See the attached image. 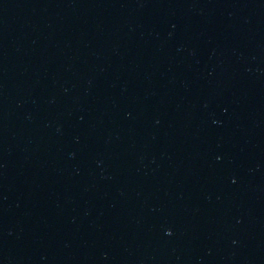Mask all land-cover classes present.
Returning a JSON list of instances; mask_svg holds the SVG:
<instances>
[{
  "label": "water",
  "instance_id": "1",
  "mask_svg": "<svg viewBox=\"0 0 264 264\" xmlns=\"http://www.w3.org/2000/svg\"><path fill=\"white\" fill-rule=\"evenodd\" d=\"M0 264H264V0H0Z\"/></svg>",
  "mask_w": 264,
  "mask_h": 264
},
{
  "label": "clouds",
  "instance_id": "2",
  "mask_svg": "<svg viewBox=\"0 0 264 264\" xmlns=\"http://www.w3.org/2000/svg\"><path fill=\"white\" fill-rule=\"evenodd\" d=\"M169 231H171V230H169Z\"/></svg>",
  "mask_w": 264,
  "mask_h": 264
}]
</instances>
